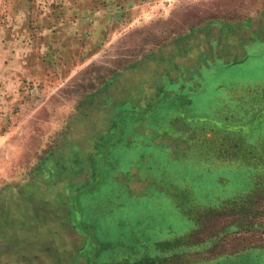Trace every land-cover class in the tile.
<instances>
[{
	"label": "rangeland",
	"instance_id": "1",
	"mask_svg": "<svg viewBox=\"0 0 264 264\" xmlns=\"http://www.w3.org/2000/svg\"><path fill=\"white\" fill-rule=\"evenodd\" d=\"M0 264H264V0H0Z\"/></svg>",
	"mask_w": 264,
	"mask_h": 264
},
{
	"label": "crops",
	"instance_id": "2",
	"mask_svg": "<svg viewBox=\"0 0 264 264\" xmlns=\"http://www.w3.org/2000/svg\"><path fill=\"white\" fill-rule=\"evenodd\" d=\"M232 86H234V85H232ZM221 88H219V89H221ZM233 90L234 89H232V92H233ZM215 99H216L215 97L211 98V100H212L211 101V104L212 105L211 104H208V106H209L212 114L213 113H217V112H219V110H222V109H225L226 110L229 107V105L225 102V99H223L221 97H219V99H217V101H215ZM203 110H205V109H203ZM205 112H207V111L205 110ZM232 112H234V111H232ZM232 112H230V114H232ZM200 114H202V113H200ZM233 115H235V114L233 113Z\"/></svg>",
	"mask_w": 264,
	"mask_h": 264
}]
</instances>
